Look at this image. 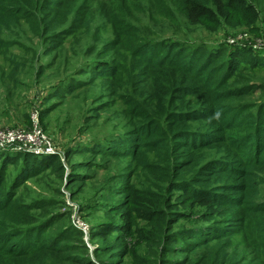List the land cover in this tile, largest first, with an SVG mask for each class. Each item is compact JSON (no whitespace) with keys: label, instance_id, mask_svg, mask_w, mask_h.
I'll use <instances>...</instances> for the list:
<instances>
[{"label":"trees","instance_id":"trees-1","mask_svg":"<svg viewBox=\"0 0 264 264\" xmlns=\"http://www.w3.org/2000/svg\"><path fill=\"white\" fill-rule=\"evenodd\" d=\"M27 1L35 17L52 15L56 6V0ZM170 1L176 10L168 7ZM219 1L230 8L243 5L251 14L242 17L244 24L260 31L256 6L264 0H114L117 10L138 8L136 3L146 7L141 12L144 23L139 26L138 18L130 16L134 20L118 25L115 39L104 46L111 58L88 69L90 80L102 83L101 99L115 102L128 125L114 136H124L122 143L109 144L111 155L140 162L169 190L180 193L182 207L199 203L204 209L200 222L172 243L197 241L185 249L204 254V264H264V105L255 111L247 102L263 82L249 69L252 54L232 53L225 46L211 53L198 42L199 24L208 34L219 33L221 22L209 9ZM14 2L0 0V28L9 27L4 18L14 13L29 17L25 9L16 11ZM151 4L164 8L152 14ZM53 28L48 31L56 35ZM11 64L8 82L17 86L24 65L18 58ZM1 154L0 264H63L58 258L63 242L47 239L45 229L24 222L37 208L17 199L23 184L19 174L10 184L4 178L11 165L18 173L46 162L57 170L62 165L57 158ZM159 213L172 226L188 217L183 211Z\"/></svg>","mask_w":264,"mask_h":264},{"label":"rangeland","instance_id":"rangeland-1","mask_svg":"<svg viewBox=\"0 0 264 264\" xmlns=\"http://www.w3.org/2000/svg\"><path fill=\"white\" fill-rule=\"evenodd\" d=\"M113 1L56 0L52 15L35 17L27 0H15L16 11L25 9L29 17L20 19L14 13L4 18L10 23L0 28V127L31 129L33 115H38L55 154L27 155L57 158L62 165L57 170L46 162L19 173L11 165L5 184L19 174L17 180L23 184L16 191L17 199L37 208L24 222L45 229L47 239L63 242L65 249L58 257L63 264H185L187 260L204 264V254L185 249L197 241L172 243L200 222L203 207L199 203L182 207L180 193L169 190L140 162L110 153L109 144H121L124 138L114 136L128 125L115 102L101 99L105 96L102 83L90 80L92 69L88 68L111 58L104 46L113 42L123 22L135 16L136 24L142 26L146 16L141 14L146 7L138 3V8L117 10ZM169 4L176 10L177 5ZM149 8L155 14L164 7L151 4ZM256 8L258 33L244 24L242 17L251 14L243 5L230 8L221 1L209 8L221 22L219 33L208 34L204 24L198 25L202 27L198 42L208 46L209 52L225 46L232 53L252 54L249 69L263 82L247 101L255 111L264 105V1ZM50 27L56 35L49 33ZM17 58L24 68L15 86L8 76L11 61ZM106 136L111 140L106 141ZM3 154L13 157L15 153ZM160 211H183L188 217L172 226L157 216Z\"/></svg>","mask_w":264,"mask_h":264},{"label":"built area","instance_id":"built-area-1","mask_svg":"<svg viewBox=\"0 0 264 264\" xmlns=\"http://www.w3.org/2000/svg\"><path fill=\"white\" fill-rule=\"evenodd\" d=\"M6 152L35 156L55 154L50 138L39 123L38 115H33L31 129L0 127V153Z\"/></svg>","mask_w":264,"mask_h":264}]
</instances>
